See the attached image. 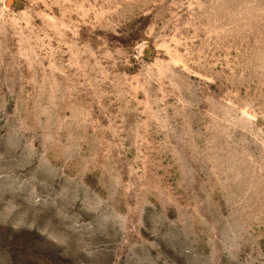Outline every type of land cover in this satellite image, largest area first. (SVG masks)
Returning a JSON list of instances; mask_svg holds the SVG:
<instances>
[{
	"label": "rangeland",
	"instance_id": "374dc122",
	"mask_svg": "<svg viewBox=\"0 0 264 264\" xmlns=\"http://www.w3.org/2000/svg\"><path fill=\"white\" fill-rule=\"evenodd\" d=\"M0 264H264V0H0Z\"/></svg>",
	"mask_w": 264,
	"mask_h": 264
}]
</instances>
